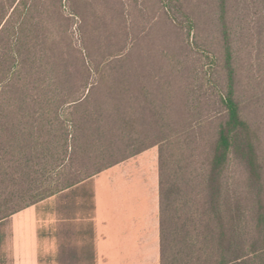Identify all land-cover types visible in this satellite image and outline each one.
Listing matches in <instances>:
<instances>
[{
  "label": "rangeland",
  "instance_id": "374dc122",
  "mask_svg": "<svg viewBox=\"0 0 264 264\" xmlns=\"http://www.w3.org/2000/svg\"><path fill=\"white\" fill-rule=\"evenodd\" d=\"M36 3V17L43 25L36 46L13 81L1 80L0 217L62 187L72 170L67 164L60 165L59 125H54L51 138L39 140L50 150L38 157L33 156L35 139L24 136L27 127H22L18 142L10 143L11 128L1 127V118L39 110L47 116L58 113L63 124L78 123L88 104L74 103L87 95L93 127L86 130L80 125L75 134H89V141L101 148L107 135L96 137L94 123L99 119L104 131L120 137L148 129L156 131L157 137L164 135L160 130L191 132L200 146L198 153L193 146L185 148L179 134L164 147L168 185L178 200L186 202L183 194L199 190L197 180L206 169L203 146H212L215 125L223 113L218 99L225 91L226 41L236 99L242 115L257 132L264 186V0H224V11L221 0ZM151 137L149 134L141 141ZM94 177L104 204L109 203L114 189L124 190L128 202L143 190L151 228L156 218L158 221L157 145ZM248 185L246 170L233 160L225 173L229 207L243 194L245 212L253 209L254 191ZM52 199L38 202L40 264H74L72 255L82 227L55 221L46 206ZM9 230L6 220L0 225V235L7 236ZM7 258L3 245L0 264Z\"/></svg>",
  "mask_w": 264,
  "mask_h": 264
},
{
  "label": "trees",
  "instance_id": "16d2710c",
  "mask_svg": "<svg viewBox=\"0 0 264 264\" xmlns=\"http://www.w3.org/2000/svg\"><path fill=\"white\" fill-rule=\"evenodd\" d=\"M223 1L221 0V11H224ZM37 9L36 0H0V103L1 80L13 81L19 73V67L24 66L22 63L36 46L35 40L39 38L37 36L43 28L42 21L36 17ZM224 50L225 91L218 99L223 113L215 125L212 146L202 148L206 169L202 176H198L199 190L195 194H183L187 197L186 202L178 200L176 192L168 185L164 147L171 143V138L179 134L185 148L193 146L192 150L195 152L196 149L198 153L200 146L190 136L191 132L171 133L160 130V134L164 132V135L157 137L156 131L148 129L144 132L126 133L120 137L113 136L110 130L104 131L99 119L94 123L96 137L100 139L102 134L107 135L104 137L107 138L105 145L101 148L89 141V134H75L80 125L85 126L86 130L93 127V109L88 108L90 97L87 95L74 103L77 106L88 104L78 123L63 124L58 113L47 116L39 110L13 113L4 120L1 118V127L7 125L11 128L7 138L10 143L18 142L22 138V127H27L24 136L30 135L35 139L33 156L38 157L47 155L50 150V147L39 140L48 139V136L51 138L54 125H59V149L63 156L60 165L67 164L72 170L68 172V179L62 187L1 216L0 225L11 214L27 206L35 205L37 212L38 202L53 196L46 206L50 207L49 212L54 215L55 221L82 227L77 237L78 246L74 247L72 255L74 264H95L94 176L157 145L159 264H264V186L258 137L252 124L242 115L240 103L235 96L234 67L227 41ZM149 134L152 136L150 140L141 141ZM233 160L244 167L248 186L254 191L251 199L253 209L249 213L243 207V194L237 195L233 205H227L225 173ZM179 191H183L181 186ZM5 239V233H1L0 247L5 245Z\"/></svg>",
  "mask_w": 264,
  "mask_h": 264
},
{
  "label": "crops",
  "instance_id": "0c3cea01",
  "mask_svg": "<svg viewBox=\"0 0 264 264\" xmlns=\"http://www.w3.org/2000/svg\"><path fill=\"white\" fill-rule=\"evenodd\" d=\"M94 178L95 264H159V198L158 221L156 218L151 228L143 190L137 191L132 202H128L124 190L114 189L109 203L104 204L98 197ZM7 222L10 230L5 239L8 250L5 264H40L36 207L30 205L14 212Z\"/></svg>",
  "mask_w": 264,
  "mask_h": 264
}]
</instances>
